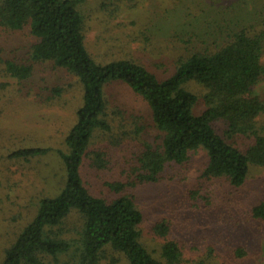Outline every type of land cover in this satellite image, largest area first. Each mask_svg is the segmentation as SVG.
Segmentation results:
<instances>
[{"label": "rangeland", "instance_id": "obj_1", "mask_svg": "<svg viewBox=\"0 0 264 264\" xmlns=\"http://www.w3.org/2000/svg\"><path fill=\"white\" fill-rule=\"evenodd\" d=\"M237 1L79 0L77 9L84 19L86 49L95 62L129 60L164 78L172 73L176 59L186 54L188 46L183 42L200 40L208 29L205 18L219 19L216 12L221 10L235 14L236 7L253 11L254 0L230 7ZM209 37L215 40L218 36ZM34 42L28 26L11 30L0 25V57L33 67L27 80L0 74V264L6 249L35 217L41 199L54 197L63 188L66 172L60 153L67 150L66 137L83 103V84L78 77L51 62L30 61ZM193 90L200 97L198 110H203L202 92L197 86ZM256 92L264 94V80ZM104 95L110 128L95 133L81 168L90 192L114 199L123 189L117 192L113 187L126 186L124 190L134 194L143 214L141 243L162 264H167L162 254L170 241L179 242L181 249L176 264H264V224L252 221L241 208L242 201L248 206L262 196L263 169L252 170L232 204L218 201L217 195L211 200L205 197L211 187L217 192L221 185L218 180L205 185L203 171L208 159L202 149L190 152L182 164H167L157 182L133 185L128 173H133L147 144L153 148L161 144L162 134L146 102L123 81L106 83ZM31 147L49 151L28 160L11 157L12 152ZM97 153L103 154L101 166L94 163ZM162 222L169 227L167 236L157 233ZM82 225L83 218L72 212L54 231L77 239ZM238 245L246 246L235 257L233 249ZM115 256L117 263L109 260L111 255L101 264H129L124 255ZM70 260L69 255L58 261L45 257L46 264Z\"/></svg>", "mask_w": 264, "mask_h": 264}, {"label": "trees", "instance_id": "obj_2", "mask_svg": "<svg viewBox=\"0 0 264 264\" xmlns=\"http://www.w3.org/2000/svg\"><path fill=\"white\" fill-rule=\"evenodd\" d=\"M77 3L79 0H0V25L11 30L28 26L35 39L30 61L51 62L65 69L79 78L84 90L77 121L66 137L67 150L60 153L65 184L56 196L41 199L35 217L6 249L1 264H46L45 257L58 261L64 255L71 256L64 264H101L111 255L109 260L117 263L115 254L124 255L129 264H162L141 243L143 214L134 194L117 184L113 188L117 192L123 189L121 195L97 197L82 178V164L95 133L110 128L104 85L123 81L146 102L162 134L161 144L156 148L147 144L133 173H128L133 185L157 182L167 164H182L190 152L202 149L208 159L203 171L205 185L214 180L221 185L217 192L211 187L205 197L211 200L217 195L224 204L234 203L235 193L245 187L252 170L264 171V94L256 92L264 80V0H254L253 11L236 7L235 14L216 10L219 19L205 18L208 29L200 40L183 42L188 46L186 54L176 59L172 73L164 78L129 60L95 62L85 46L84 19ZM236 3L245 6L247 2L238 0L230 7ZM212 34L218 37L207 39ZM32 72L31 64L0 57V74L22 81ZM193 86L202 92L203 110H198L200 97ZM48 151L31 147L14 151L11 157L28 160ZM101 154L94 161L98 166L103 165ZM221 195L228 198L222 200ZM241 208L252 221L264 224V192L252 205L242 201ZM72 212L83 218L77 239L54 231ZM168 232L164 222L157 226L159 235ZM245 246H236L234 256L242 255ZM180 251L179 242L170 241L164 245L162 257L167 264H176L182 257Z\"/></svg>", "mask_w": 264, "mask_h": 264}]
</instances>
